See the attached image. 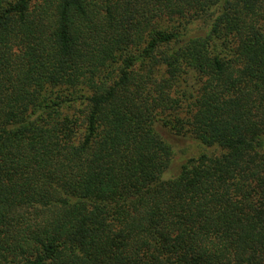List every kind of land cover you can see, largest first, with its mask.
Segmentation results:
<instances>
[{
    "label": "trees",
    "instance_id": "1",
    "mask_svg": "<svg viewBox=\"0 0 264 264\" xmlns=\"http://www.w3.org/2000/svg\"><path fill=\"white\" fill-rule=\"evenodd\" d=\"M0 264H264V0H0Z\"/></svg>",
    "mask_w": 264,
    "mask_h": 264
},
{
    "label": "rangeland",
    "instance_id": "2",
    "mask_svg": "<svg viewBox=\"0 0 264 264\" xmlns=\"http://www.w3.org/2000/svg\"><path fill=\"white\" fill-rule=\"evenodd\" d=\"M169 134V133H167ZM169 139L171 142L174 143V146L176 147V158H185L194 156L197 153L202 151V147L198 146V144L194 143L192 139L186 138V139H178L174 135H170ZM178 165V161H176L173 165V170H175Z\"/></svg>",
    "mask_w": 264,
    "mask_h": 264
}]
</instances>
